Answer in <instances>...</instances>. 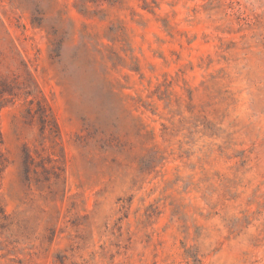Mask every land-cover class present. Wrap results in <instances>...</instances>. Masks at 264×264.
I'll return each instance as SVG.
<instances>
[{
    "label": "rangeland",
    "instance_id": "1",
    "mask_svg": "<svg viewBox=\"0 0 264 264\" xmlns=\"http://www.w3.org/2000/svg\"><path fill=\"white\" fill-rule=\"evenodd\" d=\"M0 264H264V0H0Z\"/></svg>",
    "mask_w": 264,
    "mask_h": 264
},
{
    "label": "trees",
    "instance_id": "2",
    "mask_svg": "<svg viewBox=\"0 0 264 264\" xmlns=\"http://www.w3.org/2000/svg\"><path fill=\"white\" fill-rule=\"evenodd\" d=\"M40 107L43 108V111L41 112L39 117L41 123L43 124L44 127L51 126L52 127L51 130H53L54 134L56 135L55 138L59 137V128L55 117L53 116V114L47 113L42 105H40Z\"/></svg>",
    "mask_w": 264,
    "mask_h": 264
}]
</instances>
